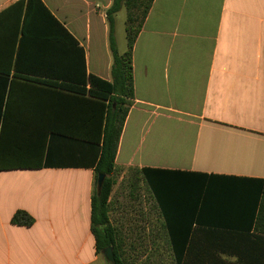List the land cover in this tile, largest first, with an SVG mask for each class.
I'll list each match as a JSON object with an SVG mask.
<instances>
[{"label": "crops", "instance_id": "crops-1", "mask_svg": "<svg viewBox=\"0 0 264 264\" xmlns=\"http://www.w3.org/2000/svg\"><path fill=\"white\" fill-rule=\"evenodd\" d=\"M16 1L0 0V14ZM42 1L85 50L87 75L112 81V0ZM5 15L0 264H107L92 232L101 106L39 83L51 67L66 74L72 57L35 28L16 69L22 35L17 14ZM133 75L115 165L170 173L166 184L154 179L169 201L168 240L181 242L169 244V258L264 264V0H154L134 44ZM19 210L31 226L12 222Z\"/></svg>", "mask_w": 264, "mask_h": 264}, {"label": "trees", "instance_id": "trees-1", "mask_svg": "<svg viewBox=\"0 0 264 264\" xmlns=\"http://www.w3.org/2000/svg\"><path fill=\"white\" fill-rule=\"evenodd\" d=\"M136 0H113L111 7L106 12V19L109 24V42L112 53V81L101 79L95 75H87L85 50L79 46L78 41L68 32V30L56 19L51 11L46 7L42 0H17L14 4L7 7L0 16H6L8 12L17 14V31L21 33L20 46L17 51L16 69L20 68V60L24 42L33 32L42 38V41L51 44L58 43L68 48L69 56L72 57V67L66 74L51 67L47 72H41V75L47 77L46 80H40L53 89L67 91L77 95H88L91 99L97 101L101 106L102 114V147L100 157L97 162L96 173V191L92 199V232L96 241V248L99 253H103L111 247L114 255V264H125L119 252H123V242L125 239L112 225L109 217L111 197L114 188V182L111 176L116 170L115 156L118 148L119 138L122 128L131 105V99L134 98V75H133V49L137 36L142 28L154 0H146L145 8L142 10L141 22L137 27L133 24L136 18L129 13L126 23L127 50L119 54L114 38V16L125 5L128 10L134 5ZM134 7V6H132ZM67 75V76H66ZM32 79V78H30ZM33 80V79H32ZM101 139V133L100 138ZM134 176H140L148 188L151 199L154 201V208L158 211V218L161 219L157 226L156 233L150 240L155 247L158 257H163L167 252L169 244L176 246V242L168 240V200L162 185L158 187L154 179L160 178L161 182L169 180L170 173H157L151 169H131ZM104 175L105 179L101 192L97 191V181L99 175ZM160 176V177H157ZM135 187V186H134ZM136 188V187H135ZM159 194V195H158ZM259 218L264 219V202L260 209ZM164 220V221H163ZM12 222L19 226H31L34 223L33 217L26 211H17ZM172 253V264H178L176 252Z\"/></svg>", "mask_w": 264, "mask_h": 264}, {"label": "rangeland", "instance_id": "rangeland-1", "mask_svg": "<svg viewBox=\"0 0 264 264\" xmlns=\"http://www.w3.org/2000/svg\"><path fill=\"white\" fill-rule=\"evenodd\" d=\"M113 2V0H112ZM146 0H136L134 7L125 5L114 16V38L119 54L127 50L126 23L129 13L136 18L133 26L141 22ZM114 182L109 210L112 225L125 239L123 252H119L125 264H172L168 254L158 257L150 240L155 235L158 213L154 201L142 178L134 176L131 169L116 168L111 176ZM136 188H135V187ZM163 252V251H162ZM161 251L159 253H162ZM107 264H114L106 261Z\"/></svg>", "mask_w": 264, "mask_h": 264}, {"label": "water", "instance_id": "water-1", "mask_svg": "<svg viewBox=\"0 0 264 264\" xmlns=\"http://www.w3.org/2000/svg\"><path fill=\"white\" fill-rule=\"evenodd\" d=\"M104 179H105L104 175H102V174L99 175L98 181H97V191H98V193L101 192ZM103 253H104L105 257L107 258V260H109L111 262L114 261L113 250H112L111 247L107 248Z\"/></svg>", "mask_w": 264, "mask_h": 264}]
</instances>
